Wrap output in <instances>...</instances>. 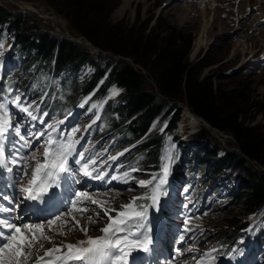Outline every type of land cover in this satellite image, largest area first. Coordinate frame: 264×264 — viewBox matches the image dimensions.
I'll use <instances>...</instances> for the list:
<instances>
[{
	"label": "rangeland",
	"instance_id": "rangeland-1",
	"mask_svg": "<svg viewBox=\"0 0 264 264\" xmlns=\"http://www.w3.org/2000/svg\"><path fill=\"white\" fill-rule=\"evenodd\" d=\"M18 2L29 4L34 10L21 7ZM0 4L15 14L25 17L34 32H47L59 38L68 35L77 39L85 46L83 48L101 61L102 65L108 61L129 63L142 73L145 88L159 94L160 100H166V110L173 106L180 109L177 129L165 137L164 145L160 150L162 165L164 162L162 157L171 148L174 160L168 179L173 181L177 178V181H173L175 191L168 185L164 190L167 196L161 198L159 206H162V211L166 215L164 220L161 218V222L164 223L167 232L172 234L171 239H167L163 245V251L169 252L167 262L176 264L177 257L170 255L172 253L170 250L175 249L176 254L177 245L185 242L182 250L187 246L190 255L186 264H190L196 257H204V254L212 252L213 249L218 250L221 256V253L230 246H233V250L226 255L227 264H264V249L258 248L249 252L251 245L249 237H253L258 228H264V211L246 215L243 203L240 201V194L246 191L247 186L245 173H242L241 169L226 168L220 174L214 175L211 163L216 158H221L223 151H219L217 157L207 161L202 151L207 144L193 138L196 133L206 129L209 130L210 143L205 149L206 152L218 146L228 151H239L233 136L217 129L213 130L206 122L205 125L193 129L191 119L185 115L188 110L193 113L191 108L184 99L172 101L161 96L153 71L158 48L165 45L176 47L181 53L186 54L191 65L197 66L200 79L211 78L214 84L235 94L234 96L239 99V111L243 120L249 125L259 127L264 136V0H0ZM72 19L84 28L89 24L90 32L100 37L102 43L109 48L99 47L75 31L72 27ZM200 39L205 43L198 46ZM13 40L14 37L6 30L2 32L0 43H3L4 47L0 49L2 53L0 70L4 69V64L8 61V50ZM31 59L34 58L25 60V63ZM22 64L23 61H18L16 65L11 66V74H8L5 80H2L4 75L2 76L0 71V80L6 82L14 77ZM39 65L36 60L33 61L29 70L24 73L27 82L25 85L31 86L24 85L25 88L11 93V96L20 94L22 100L38 106V111L40 103L46 96L45 84L49 78V72L39 70ZM92 72V67L85 66L79 72L77 79L83 81ZM66 80H69L68 74L63 75L58 82ZM2 84H0V92L7 93L1 94V97L10 99L8 90H13L12 87L15 85L7 83L5 88ZM113 89L118 90L119 94L122 88L117 89L115 85L109 88L107 97L116 100L117 95L112 94ZM24 91L30 97L25 95ZM87 99L89 96L81 103L84 104ZM102 101L100 98L92 99L88 106L90 113L77 114L76 119L62 129L78 127L80 131L76 133L75 138L81 135L88 124L101 114L104 105ZM80 108L81 106L75 111H79ZM15 111L13 109V112ZM19 115L23 116V114ZM72 116L73 114L65 120L68 121ZM49 119L57 120L55 117ZM49 119L45 118V123L49 122ZM168 120L169 117L166 116L157 118L152 123L149 133L151 135L164 133ZM31 124H35V128H31ZM42 128L43 125L35 121L25 120L21 125V132L39 131ZM111 130L109 125L103 122L99 126L101 133L99 141L91 140V132H89L83 142V146L88 149L86 155L96 154L100 171L107 173L105 180H93L82 174L77 175L75 180L65 177L70 199H73L77 190H84L98 201H107L104 207L119 209L122 205L131 202L134 197L150 194L151 185L148 188L138 187V181L150 179L153 174H159L160 170L151 169L152 157L145 154L125 169L120 167L121 159H109L129 151L136 144L126 145L113 152L119 139ZM86 131L87 129L76 139L82 142ZM175 137L178 139L176 140ZM36 143L39 142H34L33 147ZM103 161L106 163H101ZM249 166L264 171V168L255 162H250ZM133 168H138L139 171L132 172ZM125 171L129 172L127 183L106 182L111 175L117 173L121 174L122 180ZM166 186L167 184L164 189ZM88 209L82 217L70 203L68 209L61 213V219L55 224L50 226L47 221L33 223H43L44 232L47 233L44 235L51 237V241L40 239L30 249L34 255L29 257L30 259H25L24 264H37V258L46 257L45 253L48 249L77 244L78 241L85 240L89 236L103 235L98 229L103 228L108 221L100 219L96 223H90L88 216L101 209L96 205H89ZM152 211L154 210L150 209V212ZM158 213L159 211H156V215ZM70 216H75V219L80 221V225L93 232L86 236L74 227L73 222L65 223L64 221L69 220ZM244 222L250 224L246 229V236L240 239L234 238L229 243L218 244L235 229L232 225ZM34 248L40 252H35ZM66 251L64 249L63 252H54L52 257L63 256Z\"/></svg>",
	"mask_w": 264,
	"mask_h": 264
},
{
	"label": "trees",
	"instance_id": "trees-1",
	"mask_svg": "<svg viewBox=\"0 0 264 264\" xmlns=\"http://www.w3.org/2000/svg\"><path fill=\"white\" fill-rule=\"evenodd\" d=\"M71 23L75 31L84 35L93 44L109 48L102 43L100 37L90 32L89 24L84 28L73 19ZM3 26H8V32L15 39L10 53V63H15L22 57L34 58L23 65L21 74L16 76L17 82L35 60L40 63L38 69L48 70L54 79L63 74H70L69 82H66L61 90L53 84L50 87L52 92L56 88L59 89L53 101L58 106L74 107L84 96L91 93L109 72L94 97L104 98L113 85L122 88L123 91L116 100L108 101L101 119L115 132L120 141L118 147L133 144L144 137L126 154L128 165L145 154L152 157V170L161 169L160 150L165 137L177 129L180 109L173 106L166 110V100H160L159 94L145 88L139 70L124 62L108 61L102 65L89 50L65 37H55L47 32H34L25 17L0 4V35ZM86 65L92 66L94 71L86 80L80 82L77 75ZM153 71L161 96L172 101L184 99L193 114L202 117L211 127L233 136L239 151H228L218 146L206 152V147L210 145L209 130L206 129L196 133L193 138L207 144L202 148L207 161H211L217 157L219 151H223V156L211 163L214 175L220 174L226 168L241 169V172L245 173L247 186L246 191L240 194V201L246 215L264 211V171L249 166L250 162H255L264 168V136L259 127L249 125L243 120L239 111V99L233 92L214 84L211 78L200 79L197 66L191 65L186 54L174 46L165 45L158 48ZM160 116L169 117L166 131L151 135L148 131ZM140 203L148 204L149 200H138V204ZM249 225L248 222L232 225L235 229L218 244L244 237ZM251 240L264 249V228H258Z\"/></svg>",
	"mask_w": 264,
	"mask_h": 264
},
{
	"label": "snow or ice",
	"instance_id": "snow-or-ice-1",
	"mask_svg": "<svg viewBox=\"0 0 264 264\" xmlns=\"http://www.w3.org/2000/svg\"><path fill=\"white\" fill-rule=\"evenodd\" d=\"M3 47V43H0V49ZM8 92L11 96L12 90L9 89ZM112 94L117 95L118 90L113 89ZM92 107L97 106L92 105ZM13 109L16 111L13 112ZM47 117V112H39L38 106L22 100L20 94L11 96L10 99L0 97V170L10 173L14 166L18 169L20 181L28 177L26 183L17 184L18 192L22 194L19 200L3 197L12 206H0V213L16 211L23 201L43 202L45 197L54 195L56 190L61 188L65 177L75 180L77 175L82 174L93 180H105L107 176L106 172L100 171L96 154L86 155L88 149L81 145L80 140L75 139L76 133L80 131L78 127L62 129L60 125L65 123L64 120H49L45 123ZM25 120L35 121L43 125V128L39 131L22 133L21 125ZM30 127L35 128V124H31ZM37 141L39 143L33 147L34 142ZM117 158L109 157L112 160ZM162 160L164 162L159 174H153L150 179L138 181V187L148 188L151 185L150 194L134 197L131 202L122 205L119 209L106 208L104 205L107 201H98L89 192L77 190L71 201L72 208L83 217L88 212L89 205L98 206L101 211L91 213L88 220L90 223H96L100 219H106L108 223L98 229L103 235L89 236L86 240L78 241L77 244L60 245L48 249L45 253L46 257H52L54 252H63L64 249L67 251L63 256L49 259L46 264H55V262L65 264L67 261H78L79 264H129V257L133 251L148 252L149 246L153 243L149 235L151 228L148 227L150 209L159 211L161 198L167 196L164 186L167 184L174 160L171 148ZM131 171L137 172L139 169L133 168ZM122 176L121 180V174L111 175L106 182L127 183L129 172L125 171ZM142 199H147L150 203H136ZM60 219L61 216L57 215L48 220L47 224L51 226ZM64 222H73L74 227L87 236L88 228L80 225V221L76 220L75 216H70V219ZM60 234L66 235V233ZM42 238L51 241V237L44 235L43 223L18 225L13 220L0 217V240L3 241L0 243V264H24L25 259L34 255L30 249ZM213 251L216 250L213 249ZM204 255H210V253ZM44 260L45 257H38L37 264ZM198 264H204V261L201 260Z\"/></svg>",
	"mask_w": 264,
	"mask_h": 264
},
{
	"label": "bare ground",
	"instance_id": "bare-ground-1",
	"mask_svg": "<svg viewBox=\"0 0 264 264\" xmlns=\"http://www.w3.org/2000/svg\"><path fill=\"white\" fill-rule=\"evenodd\" d=\"M20 5H21V7H25V8H27V9H30V10H34L33 9V7L31 6V5H29V4H25V3H20ZM33 5V4H32ZM59 22V21H58ZM62 22V21H61ZM207 28V26H205L204 27V29H206ZM68 36V35H67ZM72 38V37H71ZM75 39V38H74ZM76 41H78L77 39H75ZM79 42V41H78ZM205 42H204V40H202V39H200L199 40V43H198V46H200V45H203ZM118 89V88H117ZM188 110V109H187ZM101 111H102V109H101ZM100 113V112H99ZM189 119H191V126H192V128L193 129H195V128H197V127H199L200 125H205L204 124V121L201 119V118H199V117H197V116H195L191 111H187L186 112V114H185ZM216 133V132H215ZM77 140H80V139H77ZM80 143H81V141H80ZM77 147H79V145L77 146ZM13 177H12V174L11 173H9L8 174V179L10 180V182H11V184H12V186H13V179H12ZM62 190H63V183H62V186H61V188L59 189V190H56V197L58 198L59 197V195L60 194H62ZM55 200H56V198L55 197H53V199H52V202H50V200H49V202H50V206L49 207H51V209L52 208H54L55 207ZM149 223H152V224H155L156 223V217L154 218V217H150V219H149ZM89 233H87V235H89L90 233H92L93 231H88ZM44 234H47L46 232H44ZM87 239V238H86ZM85 239V240H86ZM86 246V245H85ZM152 249V248H151ZM151 249L149 250V252H148V254L150 255V256H152V254H151ZM34 251L35 252H40V250H37L36 248H34ZM38 255V254H37ZM30 259V258H29ZM27 260V259H26ZM47 262V261H46ZM46 262H44L43 264H46ZM26 264V263H25ZM174 264V263H173Z\"/></svg>",
	"mask_w": 264,
	"mask_h": 264
},
{
	"label": "water",
	"instance_id": "water-1",
	"mask_svg": "<svg viewBox=\"0 0 264 264\" xmlns=\"http://www.w3.org/2000/svg\"><path fill=\"white\" fill-rule=\"evenodd\" d=\"M16 3H17V2H16ZM18 4H20V3L18 2ZM20 6H21V5H20ZM80 37H82V38L85 39V37H83V36H80ZM65 38H67V39L73 41L74 43H76V44H78V45H80V46H82V47H85V46L82 45L80 42L76 41L73 37L71 38L70 36H66V35H65ZM86 40H87V39H86ZM87 41H88V40H87ZM201 118H202V117H201ZM202 120H203L204 122H206L203 118H202ZM206 124H207V126H209L210 128H212L213 130H215V128L211 127V126L209 125V123L206 122Z\"/></svg>",
	"mask_w": 264,
	"mask_h": 264
}]
</instances>
